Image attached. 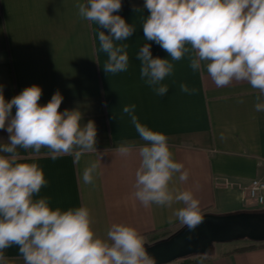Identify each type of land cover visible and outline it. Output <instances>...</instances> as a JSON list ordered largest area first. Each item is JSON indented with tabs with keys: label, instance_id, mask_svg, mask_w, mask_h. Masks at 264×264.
<instances>
[{
	"label": "crops",
	"instance_id": "crops-1",
	"mask_svg": "<svg viewBox=\"0 0 264 264\" xmlns=\"http://www.w3.org/2000/svg\"><path fill=\"white\" fill-rule=\"evenodd\" d=\"M85 2L0 0V85L5 99L11 100L35 84L42 89L39 103L44 105L58 90L64 98L59 111L79 107L83 124L95 122L97 152L108 150L102 155L94 184H85L83 170L98 159L97 153H85L76 164L71 155L53 160L44 148L39 154L18 149L21 162L37 163L48 182L37 198L48 197L53 209L87 206L92 227L101 238H106L113 223H124L144 236L146 246L183 226L173 216L182 204L144 207L136 200L138 154L122 157L114 150L122 142L144 143L122 111L134 104L139 121L165 134L173 158L189 171L187 181H180L177 175L170 187L192 191L202 214L264 211V203L257 204L246 193L252 179H264V112L254 110L257 91L248 82L216 87L206 71H193L185 57L173 62L174 74L162 81L168 85V93L157 95L141 78L136 58L148 43L142 23L150 13L144 0H121L122 9L114 13L136 31L120 42L129 45L127 71L106 74L107 54L100 51L98 25L81 19L75 7ZM149 43L154 58H170L159 45ZM181 83L197 91L184 93ZM8 136L6 130H0V143L7 142ZM237 241L218 243L208 254L166 264H264V241L248 240L246 245L255 246L242 250L234 246ZM5 255L10 264H24L17 246L6 249Z\"/></svg>",
	"mask_w": 264,
	"mask_h": 264
},
{
	"label": "clouds",
	"instance_id": "clouds-1",
	"mask_svg": "<svg viewBox=\"0 0 264 264\" xmlns=\"http://www.w3.org/2000/svg\"><path fill=\"white\" fill-rule=\"evenodd\" d=\"M75 7L81 19L98 25L100 51L107 54L103 71H127L129 45L120 42L136 29L114 14L122 9L121 0H86ZM144 8L150 13L142 23L148 43L136 58L141 78L157 95L168 93L162 81L174 74L173 62L186 57L191 69L206 71L216 87L248 82L258 93L254 110L264 112V0H144ZM149 42L170 58H154ZM180 90L197 91L184 83ZM41 96V87L34 84L6 100L0 85V130L9 134L8 141L0 143V264H10L5 250L12 246L18 247L24 264H156L144 236L132 225L113 223L101 238L87 206L53 209L48 197L37 198L48 182L37 163L21 162L18 149L39 154L44 148L51 159L71 155L76 164L85 153H97L98 159L83 170L85 184H94L108 151L97 152L95 122L83 124L79 107L59 111L64 98L58 90L44 105ZM135 107L126 105L122 111L144 143L122 142L114 149L122 157L138 154L134 197L144 207L182 204L173 216L193 232L204 219L200 201L190 190L170 187L177 175L187 181L189 171L173 158L168 137L139 121Z\"/></svg>",
	"mask_w": 264,
	"mask_h": 264
},
{
	"label": "water",
	"instance_id": "water-1",
	"mask_svg": "<svg viewBox=\"0 0 264 264\" xmlns=\"http://www.w3.org/2000/svg\"><path fill=\"white\" fill-rule=\"evenodd\" d=\"M202 215L203 223L195 231L190 232L183 225L166 238L145 246L156 259V264H166L193 254H208L213 243L243 239L264 241V211Z\"/></svg>",
	"mask_w": 264,
	"mask_h": 264
},
{
	"label": "built area",
	"instance_id": "built-area-1",
	"mask_svg": "<svg viewBox=\"0 0 264 264\" xmlns=\"http://www.w3.org/2000/svg\"><path fill=\"white\" fill-rule=\"evenodd\" d=\"M247 196L257 204L264 203V179L254 178L247 187Z\"/></svg>",
	"mask_w": 264,
	"mask_h": 264
},
{
	"label": "trees",
	"instance_id": "trees-1",
	"mask_svg": "<svg viewBox=\"0 0 264 264\" xmlns=\"http://www.w3.org/2000/svg\"><path fill=\"white\" fill-rule=\"evenodd\" d=\"M169 235H170V234H169ZM169 235H167V236H169ZM167 236L162 237V238H159V239H155L152 243H154V242H156V241H159V240H162V239L166 238ZM156 238H157V237H156ZM254 246H255V243H250V244H248V245L241 246V247H239L238 249H239V250H242V249H248V248H253Z\"/></svg>",
	"mask_w": 264,
	"mask_h": 264
},
{
	"label": "rangeland",
	"instance_id": "rangeland-1",
	"mask_svg": "<svg viewBox=\"0 0 264 264\" xmlns=\"http://www.w3.org/2000/svg\"><path fill=\"white\" fill-rule=\"evenodd\" d=\"M246 242L248 243V240L243 239V240L237 241L234 246H243L247 244ZM215 244H218V243H213L211 246V250Z\"/></svg>",
	"mask_w": 264,
	"mask_h": 264
}]
</instances>
